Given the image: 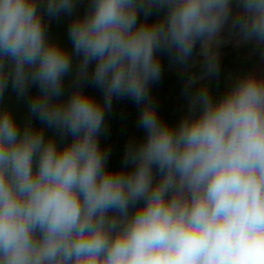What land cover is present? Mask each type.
Here are the masks:
<instances>
[{"label": "clouds", "instance_id": "1", "mask_svg": "<svg viewBox=\"0 0 264 264\" xmlns=\"http://www.w3.org/2000/svg\"><path fill=\"white\" fill-rule=\"evenodd\" d=\"M61 14L70 42L47 32ZM226 24L264 45V0H0V98L11 85L22 111L70 137L57 144L0 107V264H264V76L216 97L201 83L219 74ZM66 43L79 63L62 99ZM160 51L188 73L175 126L149 91ZM89 72L103 103L81 86ZM114 97L140 106L145 130L115 170L99 144Z\"/></svg>", "mask_w": 264, "mask_h": 264}, {"label": "trees", "instance_id": "2", "mask_svg": "<svg viewBox=\"0 0 264 264\" xmlns=\"http://www.w3.org/2000/svg\"><path fill=\"white\" fill-rule=\"evenodd\" d=\"M83 12L81 11L80 14ZM61 14L58 17L45 18L47 32L51 39L58 41L59 37H67L68 42V27L71 21L70 18ZM162 15V11L153 10L148 19L154 20L157 16ZM143 19V16L140 17ZM234 31L228 30L226 26L222 30L220 37L221 43L217 48L219 57V74L218 76L207 77L205 81L210 92L214 97L222 94L226 87L238 75L248 73L251 63L255 60L262 50L264 45H257L253 42H241V50L234 49L233 51H224L228 39L233 36ZM72 55V70L64 77L63 82V96L62 99L67 98L71 89L74 86L75 70L79 63V57L69 50V43L62 45ZM199 45L197 50H194L193 56L190 58L192 67L190 72L199 75L202 71V58L198 54ZM224 51V52H223ZM159 58L161 62V76L159 80L150 82L149 91L152 101L155 104L158 116L172 126L178 124L182 116L187 112L189 98L185 92V78L188 73H182L179 66L173 63L172 57L167 51H160ZM91 73L89 72L88 78L81 81V86L86 92L94 98L103 103L102 90L94 85L90 79ZM68 76L73 79L70 80ZM36 91V86L32 85L29 88V94ZM16 104V105H14ZM8 107L16 121L20 125L30 121L33 126L41 127L43 131L50 130L46 125H41V122L34 115L28 113V100L25 97H18L12 90L11 85L5 90L2 98H0V107ZM27 109L22 111L21 109ZM139 111L140 106L135 104L131 98L114 97L110 109L105 110V127L99 134V144L103 151L108 154L107 166L110 169H118L123 166L126 148L129 144H138L143 141L145 130L139 126ZM60 139L55 138L56 142L61 140L70 139V137L60 135ZM155 173V168L153 169Z\"/></svg>", "mask_w": 264, "mask_h": 264}, {"label": "flooded vegetation", "instance_id": "3", "mask_svg": "<svg viewBox=\"0 0 264 264\" xmlns=\"http://www.w3.org/2000/svg\"><path fill=\"white\" fill-rule=\"evenodd\" d=\"M232 7H233V16H235L237 14L236 5L233 4ZM225 26L228 30H233L234 34L228 39L226 43V47L224 48V51H233L234 49H238V50H241L243 53H245L244 49L241 48V42H239L237 39L236 30L233 29L230 24H226Z\"/></svg>", "mask_w": 264, "mask_h": 264}, {"label": "water", "instance_id": "4", "mask_svg": "<svg viewBox=\"0 0 264 264\" xmlns=\"http://www.w3.org/2000/svg\"><path fill=\"white\" fill-rule=\"evenodd\" d=\"M249 72L258 76H264V49L262 50L260 55L252 61L248 73Z\"/></svg>", "mask_w": 264, "mask_h": 264}, {"label": "rangeland", "instance_id": "5", "mask_svg": "<svg viewBox=\"0 0 264 264\" xmlns=\"http://www.w3.org/2000/svg\"><path fill=\"white\" fill-rule=\"evenodd\" d=\"M19 126L23 127V126L20 125V124H19ZM43 133H44V135H45L46 137L51 136V137H53L54 139H55V138H57V139H60V138H61L59 132H57V131H56L55 129H53V128H51L49 131H48V130H45V131H43ZM61 143H62L61 140H58V141H57V144H61Z\"/></svg>", "mask_w": 264, "mask_h": 264}]
</instances>
